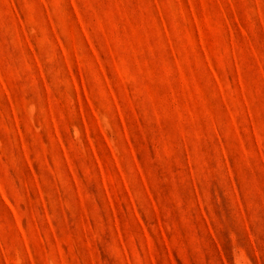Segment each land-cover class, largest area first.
I'll return each mask as SVG.
<instances>
[{
  "label": "rangeland",
  "instance_id": "obj_1",
  "mask_svg": "<svg viewBox=\"0 0 264 264\" xmlns=\"http://www.w3.org/2000/svg\"><path fill=\"white\" fill-rule=\"evenodd\" d=\"M0 264H264V0H0Z\"/></svg>",
  "mask_w": 264,
  "mask_h": 264
}]
</instances>
